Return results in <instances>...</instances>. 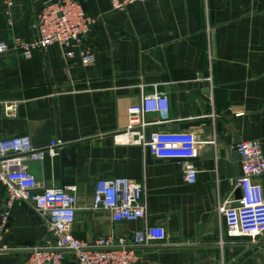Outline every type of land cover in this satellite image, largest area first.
Returning a JSON list of instances; mask_svg holds the SVG:
<instances>
[{
	"label": "crops",
	"instance_id": "obj_1",
	"mask_svg": "<svg viewBox=\"0 0 264 264\" xmlns=\"http://www.w3.org/2000/svg\"><path fill=\"white\" fill-rule=\"evenodd\" d=\"M45 1L12 0L7 15L0 0V40L35 39L31 25ZM78 1L97 17L87 54L53 44L30 59L13 49L1 56L0 139L28 136L34 148L60 143L55 157L26 164L46 188L76 186L71 233L80 240L162 227L167 240L138 248L132 264H264V232L228 230L217 210L238 204L235 144L256 140L264 156V0H151L124 11L108 0ZM153 92L167 95L171 121L150 114L146 130L190 131L199 140L193 184L179 161L151 154L147 161V148L114 141L127 109ZM201 121L209 123L189 124ZM113 178L142 183L144 219L113 221L92 208L94 183ZM256 181L264 198V173ZM5 199L0 182V210ZM48 239L34 208L15 202L0 264H22ZM64 264H73L70 255Z\"/></svg>",
	"mask_w": 264,
	"mask_h": 264
},
{
	"label": "built area",
	"instance_id": "obj_2",
	"mask_svg": "<svg viewBox=\"0 0 264 264\" xmlns=\"http://www.w3.org/2000/svg\"><path fill=\"white\" fill-rule=\"evenodd\" d=\"M112 9L124 11L133 3L151 0H108ZM6 14L12 0H3ZM97 17L88 15L78 0H46L37 12L31 28L35 39L27 41L15 37L10 43L0 40V58L13 49L24 59L34 52L44 51L53 44L67 48H80L81 56L87 54L84 42ZM71 56V53H69ZM73 62L72 65H75ZM14 112L15 106L7 107ZM154 114L158 123L170 122L169 101L164 92L143 95L136 106L126 111L125 128L114 135V141L122 145L147 148L158 159H177L187 183L196 181L197 171L192 163L199 140L190 131H152L146 138V128L152 123L147 116ZM243 112L236 113L242 116ZM60 147L58 141L44 148H34L28 136L0 139V182L6 199L0 210V253L10 248L3 238L8 231L10 212L17 201L29 203L41 216L49 239L33 248L22 264H64L70 255L73 264H132L139 259L138 248L163 243L167 234L162 227L145 226L128 238L104 235L92 242L74 237L71 227L75 219V185L46 188L28 170L26 161H41L45 156L53 158ZM240 158L241 179L238 183L240 198L237 205H218L225 226L246 235L264 232V198L257 179L264 173V156L260 142L241 140L235 144ZM92 208L109 212L113 221H137L146 216L142 183L128 178L99 179L93 186Z\"/></svg>",
	"mask_w": 264,
	"mask_h": 264
},
{
	"label": "water",
	"instance_id": "obj_3",
	"mask_svg": "<svg viewBox=\"0 0 264 264\" xmlns=\"http://www.w3.org/2000/svg\"><path fill=\"white\" fill-rule=\"evenodd\" d=\"M198 123H200V124H207V123H209V121H201V122H190L189 124L190 125H195V124H198ZM149 134H150V130H146V138H148L149 137ZM71 149H63L62 150V152L64 151V152H69ZM146 159H147V161H149L150 160V152H149V150L147 149V155H146ZM172 160H174V161H179V160H177V159H172ZM238 198H240V191L238 190Z\"/></svg>",
	"mask_w": 264,
	"mask_h": 264
}]
</instances>
